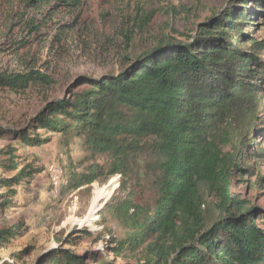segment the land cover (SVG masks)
<instances>
[{
    "label": "trees",
    "instance_id": "obj_1",
    "mask_svg": "<svg viewBox=\"0 0 264 264\" xmlns=\"http://www.w3.org/2000/svg\"><path fill=\"white\" fill-rule=\"evenodd\" d=\"M56 1L28 3L77 8L83 0ZM255 3L264 9L259 0ZM245 8L210 17L187 41L162 39L141 51L134 44L135 31L146 16L138 12L132 29L116 31L123 51L118 71L79 75L67 96L46 98L25 128L0 125V137L11 136L26 146L49 142L51 137L37 132L45 130L59 133L64 145L83 139L92 160L98 154L110 157L107 168L92 162L82 172L71 160L67 184L72 189L121 175L120 190L126 191L132 167L140 157L148 159L154 202L144 207L125 197L109 204L110 213L130 229L121 240L108 235L116 255L140 250L143 256L136 264H264V229L256 224L263 217L258 207L232 192L235 172L250 170L243 165L245 149L264 128L259 119L264 111V59L259 54L264 39L241 27L257 15ZM21 65V71L0 70V90L22 93L53 83L31 62ZM84 85L88 87L75 91ZM16 152L13 142L0 147V157L8 161L0 164V187L6 188L0 194V249L23 235L21 225L1 224L17 206V187H28L43 171L32 162L21 165ZM8 172L12 176H5ZM79 232L92 235L87 229ZM29 251L31 246L16 256ZM89 260L117 264L103 252L79 254L63 246L32 264H94Z\"/></svg>",
    "mask_w": 264,
    "mask_h": 264
},
{
    "label": "rangeland",
    "instance_id": "obj_2",
    "mask_svg": "<svg viewBox=\"0 0 264 264\" xmlns=\"http://www.w3.org/2000/svg\"><path fill=\"white\" fill-rule=\"evenodd\" d=\"M28 1L0 0V70L21 71L24 68L21 63L26 60L51 76L53 83L22 93L0 90V125L15 129L27 127L31 118L45 106L46 98L67 96L79 75L98 77L118 71L123 51L120 49L122 39L116 38V31L122 27L132 29V19L138 12L146 16V21L141 30L135 31L137 51L153 47L162 39L187 41L210 17L243 5L249 13L257 15L251 16L249 23L241 27L255 39H264V9L257 6L255 0L248 4L239 3L242 0H83L77 8L62 5L53 8L56 0H52V5ZM259 2L264 5V0ZM58 27L62 28L61 33L55 37ZM259 54L264 59V49ZM87 87L84 85L75 91ZM260 94L264 102V91ZM261 118L264 120V111L259 114ZM260 127L261 131L254 135V143L245 149L243 165L250 170L243 174L235 172L232 192L249 206L258 207L263 219L256 220V224L264 229V128ZM37 132L51 140L31 147L8 135L0 137V147L10 142L16 145L21 165L32 162L35 167L43 168L28 187H17V206L10 209L1 223L21 225L23 232L20 239L0 249L3 264H32L38 256L58 246L79 254L103 252L117 264H136L143 256L140 250L124 249L119 255L111 252L112 244L108 239H124L130 229L110 213L109 204L125 197L144 207L154 202L152 176L145 166L148 159L140 157L132 167L126 191L120 190L121 175L72 189L67 184L71 160L78 163L76 170L82 172L92 162L107 168L110 157L98 154L92 160L83 139L75 138L64 145L59 133ZM3 162H8L6 157H0V164ZM3 173L0 168V175ZM12 174L8 172L5 176ZM110 181L116 183L112 194L102 199L94 219L81 223L96 187ZM5 190L0 187V194ZM85 229L92 235L81 236L79 231ZM68 239L71 241L67 242ZM28 246L31 251L18 258L16 255Z\"/></svg>",
    "mask_w": 264,
    "mask_h": 264
},
{
    "label": "bare ground",
    "instance_id": "obj_3",
    "mask_svg": "<svg viewBox=\"0 0 264 264\" xmlns=\"http://www.w3.org/2000/svg\"><path fill=\"white\" fill-rule=\"evenodd\" d=\"M115 187H116V183L114 181H110L107 185H105L103 187H96L95 195L92 199L91 206H90L88 213L86 214L85 218L83 220H81V223L89 222L92 219H94L95 213L97 212L98 207H99L102 199L109 197L112 194Z\"/></svg>",
    "mask_w": 264,
    "mask_h": 264
},
{
    "label": "water",
    "instance_id": "obj_4",
    "mask_svg": "<svg viewBox=\"0 0 264 264\" xmlns=\"http://www.w3.org/2000/svg\"><path fill=\"white\" fill-rule=\"evenodd\" d=\"M0 264H3V261L1 260V256H0Z\"/></svg>",
    "mask_w": 264,
    "mask_h": 264
}]
</instances>
